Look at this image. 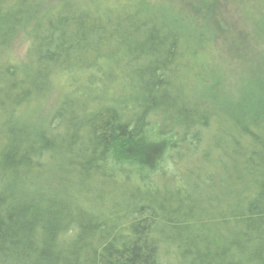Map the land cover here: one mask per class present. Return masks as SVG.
<instances>
[{
    "label": "trees",
    "instance_id": "1",
    "mask_svg": "<svg viewBox=\"0 0 264 264\" xmlns=\"http://www.w3.org/2000/svg\"><path fill=\"white\" fill-rule=\"evenodd\" d=\"M0 2V264H264L263 72L189 59L214 2ZM61 75L51 117L21 112Z\"/></svg>",
    "mask_w": 264,
    "mask_h": 264
},
{
    "label": "rangeland",
    "instance_id": "2",
    "mask_svg": "<svg viewBox=\"0 0 264 264\" xmlns=\"http://www.w3.org/2000/svg\"><path fill=\"white\" fill-rule=\"evenodd\" d=\"M57 0H26L24 7L33 14L36 8L37 12L46 8L52 2ZM91 3L92 9H110L111 12L119 10L126 6L131 0H87ZM170 4H175L173 0H165ZM202 0H194L200 3ZM214 2L218 16V23H211V16L208 24H204L202 34L189 35L186 39L190 44V57L194 67L197 66L206 77L218 81L219 85L225 89L228 84L234 83L236 86H243L244 80L241 67L248 69L249 64H259L264 79V0H205ZM35 2V3H34ZM2 2H0L1 4ZM183 6L191 7V3L182 1ZM60 3H55L51 9L58 8ZM178 7L176 4L174 5ZM192 9V8H190ZM181 14H190L189 9L177 10ZM25 15V13H23ZM24 21V20H23ZM192 20L187 21L191 23ZM194 23L193 24H199ZM28 30L21 28L15 35V38H9L8 42L12 45L18 60L23 61L26 55V34ZM254 64V65H255ZM253 67L246 77H253ZM72 75V74H71ZM189 78L200 83V75L193 70ZM233 75V76H232ZM199 77V79H198ZM254 78H257L255 74ZM53 80V79H52ZM51 80V81H52ZM69 77L61 75L50 84V94L40 100H34L23 111L30 119H35L37 123L45 121L50 113L58 107L62 99V92L67 90ZM50 81V82H51ZM195 82V83H196ZM237 90V89H236ZM237 93V92H236ZM214 170L218 167L214 166ZM47 187L46 190H52L56 182L50 180L41 181ZM34 184H31L32 187Z\"/></svg>",
    "mask_w": 264,
    "mask_h": 264
}]
</instances>
